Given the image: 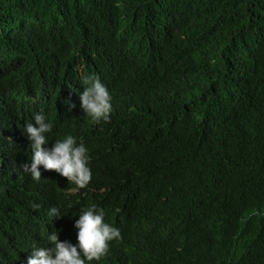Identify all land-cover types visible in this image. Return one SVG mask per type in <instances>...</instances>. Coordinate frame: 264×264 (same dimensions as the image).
<instances>
[{"label": "trees", "instance_id": "1", "mask_svg": "<svg viewBox=\"0 0 264 264\" xmlns=\"http://www.w3.org/2000/svg\"><path fill=\"white\" fill-rule=\"evenodd\" d=\"M94 77L107 121L71 100ZM38 113L85 142L84 190L9 151ZM93 206L136 225L123 264H264V0H0V264Z\"/></svg>", "mask_w": 264, "mask_h": 264}, {"label": "clouds", "instance_id": "2", "mask_svg": "<svg viewBox=\"0 0 264 264\" xmlns=\"http://www.w3.org/2000/svg\"><path fill=\"white\" fill-rule=\"evenodd\" d=\"M85 82L90 86L85 90L78 88L71 95V100L74 104L81 103V115L87 114L97 122L107 121L112 111V96L108 88L98 77ZM33 118L34 124L21 123L7 139L9 151L21 157V163L25 162L32 149L31 164L22 165L23 171L37 181L41 175L51 172V178L71 186L69 193L84 190L92 178L85 142L67 135L49 149L46 147L49 143L46 134L52 131V124L46 121L43 113L35 114ZM49 215L60 217L56 207L49 210ZM104 216L103 210H97L95 206L80 215L77 212L69 219V236L53 231L49 240L38 242L18 264H123L116 249H133V232L137 227L120 217L108 224Z\"/></svg>", "mask_w": 264, "mask_h": 264}]
</instances>
